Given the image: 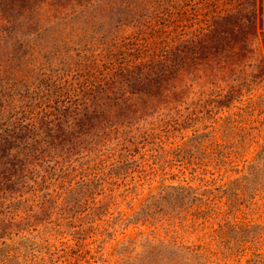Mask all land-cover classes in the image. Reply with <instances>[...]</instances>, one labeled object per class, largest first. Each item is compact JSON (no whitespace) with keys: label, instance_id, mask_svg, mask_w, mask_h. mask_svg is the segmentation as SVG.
Wrapping results in <instances>:
<instances>
[{"label":"rangeland","instance_id":"obj_1","mask_svg":"<svg viewBox=\"0 0 264 264\" xmlns=\"http://www.w3.org/2000/svg\"><path fill=\"white\" fill-rule=\"evenodd\" d=\"M95 1L83 14L120 4L96 31L107 37L117 28L126 45L148 48L146 59L165 55L169 64L137 86L144 103L75 121L37 188L27 179L0 196V264H264V48L251 40L243 47L250 31L232 34L234 21L204 35L222 0ZM221 31L229 36L211 41ZM49 43L47 55L57 47ZM241 63L251 69L243 80ZM49 85L32 95L50 96Z\"/></svg>","mask_w":264,"mask_h":264},{"label":"trees","instance_id":"obj_2","mask_svg":"<svg viewBox=\"0 0 264 264\" xmlns=\"http://www.w3.org/2000/svg\"><path fill=\"white\" fill-rule=\"evenodd\" d=\"M83 2L84 0H0V48L3 50L0 53L2 198L7 193H12L13 188L21 183L27 185V179H31L35 188L38 187L37 175L45 165L60 158V145L64 139L72 138V134H75V121H91L93 117L107 115L105 111L101 112L107 107L115 110L127 103H144L137 86L146 87L152 83L151 77L159 73L161 67L169 64V57L165 55H157L152 60L146 59L147 55H151L148 48L134 42L126 45L121 39L123 33L118 32L117 28L107 37L100 28L96 31L98 20L106 16L105 11H110L113 4L120 5L118 2L103 4L104 9L93 17L83 14V9L95 7L96 1ZM203 2L209 7L214 5L215 0ZM222 2L225 4L222 13L212 21L206 20L200 27L205 32L204 35L211 38L220 21L229 25L234 21L232 34L248 30L250 33L246 35L247 41L251 40L253 44L256 41L260 49L264 48V0ZM121 3L123 5L124 1ZM80 19L87 26L81 31L75 22ZM92 30L98 35L90 39ZM218 34L226 38L229 36L221 31L211 41ZM35 36L36 40L33 41ZM181 39L185 40L186 37ZM50 41H54L57 47L47 55ZM191 42L194 43V51H197L200 42L196 39ZM216 52L220 53V50L216 49ZM67 54L71 55L72 62L62 59ZM88 54L91 57L87 58ZM61 64L64 65L61 70L67 72L64 76L56 75L61 71L55 69ZM77 73L79 80L69 84L70 76ZM37 76L38 80L35 82ZM47 81L50 84V96H33L32 92L40 93L41 86ZM53 87L57 91L52 94ZM109 116L111 115L106 117ZM261 157L264 158V151L259 159ZM171 190L173 188L168 187L161 194ZM24 196L25 194L14 198L12 202L22 200ZM8 205L10 203L5 208ZM11 214L8 213V216ZM144 217L147 218L146 222L152 218L149 213H145ZM132 243L137 245L136 241ZM171 246L181 249L176 243ZM257 258L263 259L264 256L257 255ZM171 260L176 262L177 259Z\"/></svg>","mask_w":264,"mask_h":264},{"label":"clouds","instance_id":"obj_3","mask_svg":"<svg viewBox=\"0 0 264 264\" xmlns=\"http://www.w3.org/2000/svg\"><path fill=\"white\" fill-rule=\"evenodd\" d=\"M245 28H247V25H245ZM243 47H247V39L241 42ZM251 72V69H248L245 67L244 64H240V71H239V77L241 80H243L249 73Z\"/></svg>","mask_w":264,"mask_h":264}]
</instances>
